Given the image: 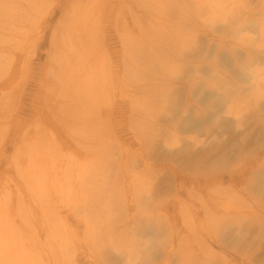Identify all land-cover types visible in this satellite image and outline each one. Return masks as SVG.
<instances>
[{
    "label": "bare ground",
    "instance_id": "obj_1",
    "mask_svg": "<svg viewBox=\"0 0 264 264\" xmlns=\"http://www.w3.org/2000/svg\"><path fill=\"white\" fill-rule=\"evenodd\" d=\"M59 1L54 0L50 11H36L33 0H0V52L9 58L2 71L10 70L3 80L6 85H10L16 71L23 74L31 58L27 57L22 61L21 69H16L17 60L11 54V49L25 52L30 46L33 51L31 56L35 57L46 31H51L48 50L45 51L46 70L38 84L37 100L41 108H33L31 117L12 130L18 115L10 114L9 111L13 103L17 102L16 93L24 85V79L15 85L7 97L0 96L3 107L0 113L3 118L0 121V160L7 158L0 173L4 179L3 199L0 198V264H34V261L36 264H78L76 247L79 238L70 243L53 238L50 243L46 237L54 224L71 234L76 230L69 219L75 220V225L79 226L81 221L83 224L86 219L92 221L100 216L109 222H105V228L100 231L117 236L107 238L106 235L104 244L100 245L101 236L89 235V241L95 248L101 246L102 258L112 256V262L116 260L119 264H154L156 258L147 262L148 254L142 244L130 242L129 234H139L150 223H156L158 206L166 194L175 192L172 194L173 202H178V191L172 187L163 190L162 170L156 169L153 162L146 159L155 142L162 139L156 119L150 117V112L160 98L154 96L148 101L145 112L138 114L139 121L132 129L131 141H120L114 133L115 127L109 126L112 123L109 116L114 113L115 106L109 98L111 88L108 91L106 83L110 77L116 79L117 75L127 71L142 73L150 70L156 74L158 69L159 76L165 79L163 68L166 65L181 60V65H186L189 47L197 44V37L201 35V9L195 0H116L115 5L112 4L113 0H68L58 22L50 28L52 11ZM36 2L39 6L46 5L45 0ZM114 6L116 8L113 11ZM187 6L191 10L190 32L181 28L183 21L174 12V9L184 11ZM110 10L113 11L110 13L112 18L107 21L105 14ZM106 22L114 28H107ZM111 31L116 33L118 51L109 37ZM237 40L240 42L244 38L240 36ZM261 43L264 44V33L261 34ZM177 45L183 46V51L181 48L175 52L172 47ZM258 86L259 82L254 85L255 90L250 95L254 96L252 93L257 92ZM151 92L149 87L140 90L141 94ZM100 104H103L104 109L98 107ZM225 112L230 113V110ZM244 117L235 119V122L242 125ZM147 120L149 122L146 125ZM96 122L101 124L96 125ZM134 122L136 124L135 119ZM94 125L99 132L93 128ZM248 129L251 132H247V139L242 140L241 151L252 144L251 136L254 134H258L257 141L260 139L261 130H257L254 125ZM8 136L13 151L7 157L4 139ZM174 137L167 133L163 142L167 144ZM212 141L216 144V141ZM261 142L260 150H264V138H261ZM207 147L203 142L196 153L198 159L193 160L191 165L183 166L184 171H194L198 174L195 178L203 177L204 180L207 175L222 173L218 167L225 160V153L214 152L213 146ZM252 148L249 158L253 159L248 166L229 177L233 185L253 177L255 167L252 164L256 163L257 157ZM100 149L106 152L98 155ZM62 155L66 159L61 158ZM92 155H96L99 160L89 161ZM211 155L214 156L208 162ZM68 174L80 177L78 182H74L75 193L89 195V198L78 199L73 204L62 201V180L67 183ZM124 182L128 187L133 186L136 193L130 201L120 203L113 199V203L123 207L116 208L120 226L110 229L109 211L102 206L101 196L106 194L108 201L110 194H124ZM96 188L99 190L94 191ZM14 201L17 208L14 217L18 224L12 218L6 225L1 217L7 216L5 208ZM164 202L165 208L175 209L177 206ZM144 212L148 213L143 215ZM227 227L229 224L225 229ZM13 230L19 233L27 231L30 238L10 243L5 234ZM83 232L90 233L85 227ZM44 235L45 239L41 241ZM175 237H178L177 233ZM147 251L150 256L164 255L163 251L158 252L153 248ZM174 253L171 247L165 258Z\"/></svg>",
    "mask_w": 264,
    "mask_h": 264
},
{
    "label": "rangeland",
    "instance_id": "obj_2",
    "mask_svg": "<svg viewBox=\"0 0 264 264\" xmlns=\"http://www.w3.org/2000/svg\"><path fill=\"white\" fill-rule=\"evenodd\" d=\"M45 1V6H39L36 0H33L32 5L36 11H50L55 2ZM67 1L60 0L54 7L49 21L50 28L58 22ZM112 4L115 5L116 0H113ZM195 4L201 9V31L198 29L201 35L197 37V44L189 47L190 55L188 54V59L185 60L186 65H181L182 60L169 63L163 68L165 79L159 76L158 69L156 74L150 70L142 73L127 71L117 75L116 79L110 77L106 83L108 91L111 88L109 98L115 106L114 113L109 116L112 122L109 126L115 127L114 133L122 141H131L132 129L139 121L138 114L145 112L148 101L154 96L160 98L150 112V117L156 119L162 139L155 142L146 159L148 162L151 160L156 169L162 170L163 190L167 191L168 187H172L178 191L176 203L173 202L172 195L175 192L171 191L161 198L155 219L158 226L156 223H150L141 233L129 234L130 242H140L148 254L147 262L156 258L154 264H264V150H260L261 138H264V44L261 43V34L264 33V0H195ZM115 8L114 6L113 11ZM113 11L106 12L107 21L112 18L110 13ZM174 12L178 13L183 21L181 28L190 32V8L187 6L184 11L174 9ZM106 24L110 30L114 28L111 23ZM32 29L35 30V27ZM110 34L113 46L118 51L116 33L111 31ZM50 36L51 31L47 30L42 45L37 47L35 57L31 56L33 51L30 46L25 52L11 49V54L17 60L16 69H21L22 61L27 57L31 58L30 65L24 69L23 74L16 71L10 85L3 83L10 70L2 71L9 58L0 52V96L7 97L15 85L24 79V85L16 93L17 102L13 103L9 111L10 114L18 115L12 130L31 117L33 108H41L37 100L38 84L46 70L45 51L48 50ZM240 36L244 40L238 42L237 37ZM172 48L175 52L184 49L180 45ZM257 82V92L252 93V96L250 94L255 90L253 88ZM140 85L144 87L141 88ZM148 87L152 89L151 93H140L141 89ZM139 88L141 89L138 90ZM98 107L104 109L103 104ZM2 108L0 104V113ZM225 110H230V113ZM243 116L245 117L242 125H238L235 119ZM0 121H3L2 117ZM148 122L147 120L145 124ZM100 124L96 122V125ZM96 125L93 128L99 132ZM253 125L257 130H261L260 139L257 141L258 134H254L251 136L252 144L241 151L240 144L242 140L247 139V132H251L248 128ZM167 133L175 137L166 144L163 139ZM8 138L9 136L4 139L8 149L7 157L13 151ZM212 140L216 141V144ZM203 142L207 148L213 146L214 152L225 153V160L218 167L222 169V173L207 175L205 180L203 177L195 178L198 174L194 171H184L183 168L198 159L196 153L200 151L199 147ZM252 147L257 157L256 163L252 164L255 167L254 175L233 185L229 177L248 166L253 159L249 158ZM105 152L100 149L97 154L103 155ZM64 155L61 158L66 159ZM213 156H209L208 162H211ZM97 158L92 155L89 161L99 160ZM6 159L0 160V173L4 169ZM248 159L250 161H247ZM68 176L67 183L62 180V201L67 200L73 204L78 199L89 198V195L82 196L74 191V182H78L80 177L74 174ZM3 183L4 179L0 177V198L4 194ZM123 185L124 194L116 195L112 192L114 194L109 195L108 201L106 194L101 196L102 206L109 211L110 229L120 226L116 208L123 207H118L112 202L113 199L120 203L124 200L130 201L136 193L133 186L128 187L125 182ZM98 190L96 188L94 191ZM164 201L177 206L175 209L165 208ZM5 210L8 214L1 217L2 221L8 225L10 219L14 218L18 224L14 217L17 211L15 201L11 206H6ZM145 213L148 212L143 215ZM69 222L76 232L67 234L54 224L46 237L47 241L51 243L53 238H57L64 243H70L79 238L76 247L78 264H119L116 260L112 262V256L102 258L101 246L95 248L89 241L91 233L102 237L100 245L104 244L106 235L107 238H117L109 232H101L106 222L102 216L92 221L86 219L83 224L81 221L79 226L75 225L73 219H69ZM227 224L229 228L225 229ZM84 227L90 231L89 234L83 232ZM176 233L178 237H175ZM5 236L10 243H14L21 238L23 241L28 240L30 233L13 230L6 232ZM45 236L40 238L41 241H44ZM171 247L175 253L166 259L165 254ZM151 248L158 252L163 251L164 255L150 256L147 249Z\"/></svg>",
    "mask_w": 264,
    "mask_h": 264
}]
</instances>
